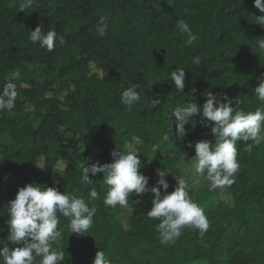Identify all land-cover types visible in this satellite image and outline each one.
I'll list each match as a JSON object with an SVG mask.
<instances>
[{
  "label": "trees",
  "instance_id": "trees-1",
  "mask_svg": "<svg viewBox=\"0 0 264 264\" xmlns=\"http://www.w3.org/2000/svg\"><path fill=\"white\" fill-rule=\"evenodd\" d=\"M21 2L0 0V90L12 82L18 92L15 108L0 111V239L8 235L7 202L19 187L36 182L75 191L97 208L85 235L69 234L68 218L60 216L63 237L54 247L64 251L63 264H92L99 249L113 264H264V142L248 151L252 141H237L240 167L231 186L210 190L202 175L201 186L189 187L209 227L201 234L185 226L167 246L160 243L159 221L146 214L151 193L131 194L127 207L113 209L103 203V173L89 174L90 185L80 178L82 162L111 163V151L135 138L141 172L155 183V169L167 168L171 193L176 180L188 176L184 166L195 156L189 142L215 139L202 115L185 125L182 138L174 124L171 134L166 117L172 109L194 99L202 105L209 90L237 98L245 111L260 105L253 87L264 73V51L257 47L264 26L255 19L264 13L254 0H34L23 11ZM101 17L105 36L97 32ZM180 19L197 36L190 46ZM39 24L65 43L51 52L33 43L29 34ZM180 67L183 93L170 75ZM132 84L139 85L141 100L129 110L120 97ZM157 95L161 104L152 108L150 98Z\"/></svg>",
  "mask_w": 264,
  "mask_h": 264
},
{
  "label": "clouds",
  "instance_id": "clouds-1",
  "mask_svg": "<svg viewBox=\"0 0 264 264\" xmlns=\"http://www.w3.org/2000/svg\"><path fill=\"white\" fill-rule=\"evenodd\" d=\"M33 2L34 0H22L20 10L30 8ZM254 7L264 13V0H254ZM255 23L264 26V16L257 17ZM178 26L180 33L187 34L186 45H192L197 36L192 32L189 23L180 19ZM107 28L106 17H101L97 24L98 34L105 36ZM29 39L49 52L53 51L57 44L65 43L63 36H59L55 30L45 32L40 24L30 31ZM257 47L264 51V38L258 39ZM193 63L199 64L200 58L194 57ZM170 75L176 92L183 93L185 68H175ZM257 79L258 84L253 88L260 105L254 111H245L240 107L241 101L237 98H230L227 94L217 95L209 90L203 94L205 102L202 105L195 99L185 101L172 109L171 114L166 117L168 130L172 134L174 124L176 134L181 138L185 135V125L191 123L194 116L202 115L211 123L214 143L200 139L187 145L195 151V156L191 159L195 173L204 175L210 190L234 183V174L240 167L237 160V141H252L253 143L247 146L248 151L252 150L253 145L264 142V73ZM138 87L139 85L132 84L121 93V103L129 110L141 100ZM191 91L196 93L197 90L193 88ZM17 96V85L6 83L0 90V111L13 110ZM150 101L152 108L161 104L159 95L155 99L151 96ZM208 126V123L204 124V127ZM163 139L168 141L169 135L165 133ZM138 143L134 138L123 150L113 149L111 163L82 162V182L90 185L93 182L89 174L95 176L97 173H103L102 181L106 188L103 203L113 209L117 205L127 207L131 194L141 197L151 193L152 206L146 214L149 219L159 221L155 227L162 245L175 243L185 226L197 228L203 234L208 229L209 222L204 210L191 199L189 184L184 178L178 181L175 179L176 186L169 193L167 190L170 185L166 180V176L170 174L169 170L157 168L155 175L158 179L150 187L151 177L141 172L142 164L138 154L140 149L136 147ZM81 148L83 151V147ZM183 163L182 160L181 164ZM98 195L96 188L92 187L89 196L95 199ZM6 213L9 216L6 222L8 235L6 240L0 239V264H63L64 251L54 247L63 237L59 227L60 216L68 218L66 227L69 234L85 235L93 225L97 208L90 206L75 191L61 192L57 187L32 182L18 188L14 199L6 204ZM8 242L20 246L10 248ZM92 264H113V260L99 249Z\"/></svg>",
  "mask_w": 264,
  "mask_h": 264
},
{
  "label": "rangeland",
  "instance_id": "rangeland-1",
  "mask_svg": "<svg viewBox=\"0 0 264 264\" xmlns=\"http://www.w3.org/2000/svg\"><path fill=\"white\" fill-rule=\"evenodd\" d=\"M28 111H31L32 108H30L29 106L25 107ZM131 142V141H130ZM128 142L127 145L130 143ZM136 147H138L140 149V142L136 145ZM65 162H61L60 165L57 167L56 171H55V177L56 179H58V177L60 176L61 170L64 167ZM184 170L185 173L188 175L187 178H185L186 182L189 184V187H199L202 185L203 183V177L201 174H197L195 173L192 161L188 162L186 166H184ZM155 183L154 182H150L149 186H153ZM223 195L225 197L230 196L228 191H224ZM128 211V209H127Z\"/></svg>",
  "mask_w": 264,
  "mask_h": 264
}]
</instances>
